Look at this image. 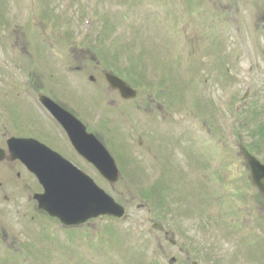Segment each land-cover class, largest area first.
Returning <instances> with one entry per match:
<instances>
[{"label": "rangeland", "instance_id": "rangeland-1", "mask_svg": "<svg viewBox=\"0 0 264 264\" xmlns=\"http://www.w3.org/2000/svg\"><path fill=\"white\" fill-rule=\"evenodd\" d=\"M19 1L22 2L23 0H0V75L2 76L4 74L9 81H15L16 83V86L13 87V82L7 81L5 77H0V137L6 132L4 136L5 138L15 134L13 125L14 120L18 117L16 104L18 100L15 94H17L19 99H23L24 97L20 96L22 94L18 92V83L20 82V79L18 78L17 73L19 75L20 73L18 71H5L2 65L9 64L16 70L24 69L23 71L26 73H29L30 71L25 67H30L31 69L36 66H41V68L46 66V68L48 67L51 69L57 67L60 58L51 49L45 54V57H40L36 54L30 55V48L32 45L28 46L27 39L23 40L24 35L27 34V38L29 39L31 37L34 41V37L38 35L40 30L39 25L41 24L40 21H42L41 16L46 12V18H52V14L49 12L51 9H56L60 18L55 24L53 22H45L46 24H50V31L55 27L61 30V26H64V21L68 18L70 20L69 22H73V30L80 31L82 30V23L89 18V16L86 15L93 6V4L89 3V0H70L71 2H69V0H44L45 4L43 7L41 8V6H39L41 11L35 4L30 13L26 6L20 7V11H18L17 3ZM106 1L107 0L99 2L98 0L100 8L97 4L93 15L96 16L97 13L101 15V11L105 14V10H108V8L112 6L111 2L109 5L108 1ZM114 1L115 0H113L112 3H114ZM135 1L137 0L130 1V5L132 6L128 14V19L125 22H119L120 33L116 36L117 41L112 48L111 55H115L116 60L119 62L125 61V63H130L131 67L138 72L141 71L145 77L148 76L161 79L163 82L167 81L162 83L161 87L166 90L167 94L170 95L171 92L173 94V126L177 129L181 127L186 130L188 126L193 125V122L188 120V118L181 112L183 108L180 109V107L185 104L187 106L190 105L186 110H190V114L193 116L197 115V109L200 110L201 116L213 113H209L211 111L206 109L216 110L212 116L215 118V114H218V110L214 107L216 103L219 102V105H222V107L225 106L224 113H228L225 116H233L232 107H230V105L233 104L232 95L236 81L234 71L237 67L238 58L239 77L234 96L236 105L239 106V111L237 112L238 122L236 125L238 127L239 125L247 123V120H250L251 118V113L256 111L258 106L264 102V59H261L256 52H253L257 62H262L256 66L255 60L248 56V52L250 49L253 50V46L258 49L264 48V0H209L210 3L203 4L202 2L199 5L194 3V1L190 2L189 0L188 2V0H186L187 7L191 8L193 14L192 16L188 15L187 19L184 18V22L187 24L186 27L189 38L196 44L198 42L199 47L202 44L206 47L202 51L204 57L201 56L202 52H197L199 56L195 57L192 55V51L189 52L190 56L187 54L184 56V59H189L192 64L191 71L185 75H182L180 72L182 58H177L174 52V49L181 48V43H185L182 33L176 30V28H174V30L163 29L155 25L151 19L150 21L142 19V6L135 3ZM143 1L147 2L146 0ZM159 1L163 2V0ZM66 3L71 4L69 7V9H71L62 16L60 14H62V11L64 10L63 5ZM124 3L123 0L117 5L119 12L124 9ZM140 3H142V0ZM189 3H191V5ZM127 4L129 5L128 2ZM174 5L176 11L180 13V6L176 4ZM203 8H205V11H203ZM112 9L115 10V6H113ZM202 11L206 18H210L208 25L212 24L216 29H220V31L223 29H230V27L233 28L234 31H240L246 41L245 51H240L241 54L239 53L238 56V51L234 49L232 45L234 43H239V40L232 36H227L224 40V48L219 52L218 50L221 47L218 46L219 40H217V38L219 36L216 30L213 32L216 33L213 36V39L209 41L206 40L207 37L205 31L208 30V25L199 23L201 16H199L198 19L195 17L197 12L202 13ZM114 18L120 20L124 18V16L121 18V16L117 15ZM117 27L118 25L115 26V28ZM96 28L94 23H91L89 29L90 37L88 39L91 46H93L94 38L98 36ZM15 29L17 30V33L16 36H13ZM99 29V35L103 36V26ZM254 31H257V34ZM109 36H111L110 33L104 37V43L108 40ZM173 36L176 38V47H173ZM10 39L11 41L17 39L20 52L19 56L17 55V52V54L12 51L10 53ZM24 46H28L27 49H24ZM132 47L137 51L133 57H131V52L134 51ZM82 55L83 54L81 53L75 54L72 61L76 60L79 62ZM191 56L195 57V59ZM172 58L173 63L171 62ZM63 65H68L64 58L63 61H60V66ZM90 65L91 64L88 63L89 67ZM104 66L106 67V65H101L99 67ZM89 69L92 70L91 68ZM37 71H39V69H37ZM217 71H219L223 82L216 79L219 77L216 76ZM57 72L49 71L47 73L46 71V73L40 74L41 76L36 73H29L28 75L32 77L44 76L47 78L63 77V73ZM141 73H139V76H141ZM94 75L99 77L97 72ZM54 81L56 80H49L48 83L47 81L44 82L49 84ZM170 82L172 83L171 90L169 89L171 85ZM204 82L207 83V85L203 84ZM102 84V81L97 79V85L102 86ZM224 86L228 102L223 105L220 100ZM89 88L94 90L92 87ZM95 91L96 90H94V92ZM82 93L90 94L91 92L83 86ZM246 94H248V97L243 100L242 98ZM190 95L191 98L189 104L187 103V98ZM196 96H198L197 99H195ZM98 98H100V96H98ZM166 99L169 100L168 98ZM233 108L235 109V107ZM20 109L23 112L25 111V108L21 107V105ZM259 109L264 110L262 108ZM166 110H169V108L167 107ZM257 115L256 126L262 127L264 130V115L259 112ZM234 120L237 121L235 115L231 122H227V125L232 126ZM255 129L257 130V128ZM259 130L261 131L262 129ZM121 138L122 140L124 139L123 136H121ZM249 139H247V141H249ZM258 140L264 142V138H259ZM123 143L126 144V141L124 140ZM173 151L175 152V155L173 156L177 160H180L181 158L179 157L177 149H173ZM133 177H135V175H133ZM137 180L144 187H148L152 190H160L161 193L156 197H152L153 201L150 202L149 205L154 211L157 219L163 224L167 227L172 226L173 228V209L171 208L173 207V202L181 201L184 202V206L177 217V227L182 232V235L180 236L185 238L193 237L196 239L198 237H203L205 232L206 235H208V231L212 227V223L210 222L212 214L207 213L205 215V219H209L208 228H205L203 226L205 219H202L200 213L204 215L207 212L208 202L206 200L203 201L198 192L195 193L193 182L188 181V186L184 185L182 187L181 184H173V176L166 174H158L156 177L146 174L140 175ZM148 180L149 182H146ZM105 188L117 202H121L124 205L132 204L130 202L131 197H136L133 204H136V202L142 198L141 191L135 184L127 186L123 182H119L113 187L114 189L109 186H105ZM182 189H186L187 194L186 192H180ZM161 199L162 201L164 200L166 205H161ZM211 210L212 206L209 203V212H211ZM220 223H223V220H221ZM215 227L217 228V226ZM115 231L116 234H120L117 230L112 228L109 222H105L102 227H99L95 234L96 243H94V250L98 252L101 248L107 246L111 249L112 246L125 245L121 241L122 238H118L116 241L113 239L112 233ZM80 235L81 238H84L81 240L83 244L86 242L90 244V241H93V238H89V236L85 235L84 230L80 232ZM30 236L31 239L27 244L21 243L12 249L4 247L0 243V264H90L86 256L76 253L79 250L85 249V246H81L79 243L73 246L72 243L65 240L61 242L62 245L57 246V241L53 235L47 233L46 236L43 234L41 228L35 224L33 225L32 235L30 234ZM193 242L197 241L193 240ZM63 250H65V252ZM92 257L93 256H89V259Z\"/></svg>", "mask_w": 264, "mask_h": 264}, {"label": "water", "instance_id": "water-1", "mask_svg": "<svg viewBox=\"0 0 264 264\" xmlns=\"http://www.w3.org/2000/svg\"><path fill=\"white\" fill-rule=\"evenodd\" d=\"M20 154L29 168L34 171L45 186L47 192L39 197L41 207L47 209L53 215L66 216L68 211L72 214L80 212L82 205H94V215L113 213L110 204L103 198L86 178L75 172L68 164H62L61 160L47 154L45 150L37 147L35 143L24 141L20 144ZM16 147V144H15ZM42 150L45 155L40 154ZM89 212L88 211H84Z\"/></svg>", "mask_w": 264, "mask_h": 264}, {"label": "flooded vegetation", "instance_id": "flooded-vegetation-1", "mask_svg": "<svg viewBox=\"0 0 264 264\" xmlns=\"http://www.w3.org/2000/svg\"><path fill=\"white\" fill-rule=\"evenodd\" d=\"M51 139H57L56 135L51 136ZM59 140V139H58ZM260 244L257 246L253 252H242L241 247L231 248L227 246L221 247L220 256L218 252H213L210 256V260L213 262H221L223 264H241L238 260L240 256H245L249 262L257 263V264H264V241L263 243H255Z\"/></svg>", "mask_w": 264, "mask_h": 264}]
</instances>
